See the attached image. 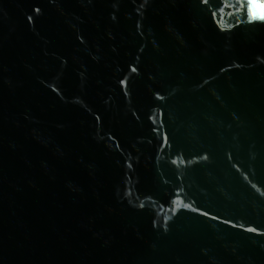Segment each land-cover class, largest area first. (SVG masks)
Returning a JSON list of instances; mask_svg holds the SVG:
<instances>
[{"label":"water","instance_id":"water-1","mask_svg":"<svg viewBox=\"0 0 264 264\" xmlns=\"http://www.w3.org/2000/svg\"><path fill=\"white\" fill-rule=\"evenodd\" d=\"M264 0H0V264H264Z\"/></svg>","mask_w":264,"mask_h":264},{"label":"snow or ice","instance_id":"snow-or-ice-1","mask_svg":"<svg viewBox=\"0 0 264 264\" xmlns=\"http://www.w3.org/2000/svg\"><path fill=\"white\" fill-rule=\"evenodd\" d=\"M261 18L264 19V15H261Z\"/></svg>","mask_w":264,"mask_h":264}]
</instances>
